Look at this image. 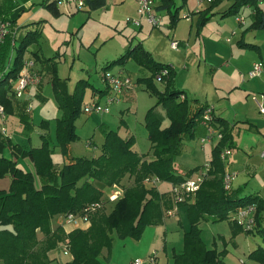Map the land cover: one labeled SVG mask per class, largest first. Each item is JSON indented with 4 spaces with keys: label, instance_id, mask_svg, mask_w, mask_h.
Segmentation results:
<instances>
[{
    "label": "trees",
    "instance_id": "1",
    "mask_svg": "<svg viewBox=\"0 0 264 264\" xmlns=\"http://www.w3.org/2000/svg\"><path fill=\"white\" fill-rule=\"evenodd\" d=\"M57 2L42 0L41 5L53 14H59ZM85 5L89 9H96L104 6L105 0H82V6L77 10ZM0 21L9 23L8 33L0 41V105L6 116L13 113L16 98L13 87L24 68V62L32 61L35 70V62L24 60V53L30 44L37 41L40 30L38 27L30 28L34 23L24 25L25 34L16 43L19 28L15 20L5 15ZM256 26L264 28V15L259 17ZM12 48L15 50L13 57L10 55ZM127 58H132L149 70L150 77L142 82L157 99L145 114L150 159L133 149V137H122L117 130H108L97 156H74L65 163L55 162L52 158L55 148L65 156L68 144L79 139L75 121L82 112L83 100L80 93L67 98L56 88L59 79L54 70L55 97L61 110L55 123L54 140L45 132L40 135L41 144L38 147H29L14 143L0 131V180L9 177L7 187H0V264H49L53 261L49 253L63 243H66L71 258L60 264H103L101 251L110 249L114 233L121 237H137L144 227L162 224L163 217L173 205L186 206L189 225L182 235V248L172 254V264H223V252L205 246L201 239L200 223L206 220L231 222L239 206L256 201L251 196L240 197L232 188L229 191L223 188L224 163L220 154L232 146L231 129L225 121L212 114L211 123L220 131L221 138L211 149L209 168L193 202L188 205L184 202L174 204L170 188L162 192L157 186L145 183V179L156 178L170 186L185 179L175 172L171 156L179 150L183 139L195 136L206 105H198L192 110L186 96L172 84L173 70L156 62L138 45L128 48L105 67L122 64ZM162 69L167 70V75L160 77L166 84L164 91L160 92L152 78H156ZM81 81L84 84V80ZM85 84L92 86L86 81ZM181 94L184 98L179 100ZM193 102L198 104L197 100ZM157 105L166 106L167 109L168 126L164 128H161L160 118L155 113ZM41 126L46 130L48 124L44 122ZM18 158H27L33 172L21 168L17 164ZM35 177L39 179L38 186ZM125 179L127 186L123 184ZM95 182L108 189L107 194L115 185L123 187V193L112 201L114 203L107 213L98 212L101 204L109 201L106 194L101 202L103 189ZM93 203L99 206L89 213V219L93 215L86 230L74 229L65 234L61 225L53 227L54 218L69 213L81 214L85 207ZM256 218L257 214L255 221ZM257 226L258 222L255 228ZM38 233L42 238H38ZM258 233L264 243V229H259ZM249 257L264 264V245H258L249 253Z\"/></svg>",
    "mask_w": 264,
    "mask_h": 264
},
{
    "label": "rangeland",
    "instance_id": "2",
    "mask_svg": "<svg viewBox=\"0 0 264 264\" xmlns=\"http://www.w3.org/2000/svg\"><path fill=\"white\" fill-rule=\"evenodd\" d=\"M11 1L13 0H0V5L9 4ZM17 1L20 2V0ZM40 1L28 0V8L31 10L29 21H40L41 36L39 44L35 43L28 47L24 60H29L27 58L30 52L36 51L38 48L40 55L45 57L58 54L55 58L57 75L66 80L69 91L73 90L79 78L87 79L95 88H104L101 73L105 70L120 72L129 76L133 81L136 77L144 76L146 71L132 60H128L122 66L104 67L106 62L119 58L127 46L137 40L145 50L151 53L154 59L174 66L176 75H178L176 86H183L182 90L189 98H198L199 103L207 106H211L209 105L211 101H214L215 104L221 99L218 103L225 107L223 109L224 116L229 122H232V104L237 99L244 98L245 95L241 91L239 83L236 82L242 76L243 79H248L245 67L250 56H257V53L243 50L236 44L240 38V32L243 31V29L241 30L243 26H238L235 18H245V13L242 11L244 8L241 9L242 12L223 19H219L218 15H215L213 20L207 22L201 31L196 32L195 21L190 20L193 17L190 15L192 11L196 10L197 0L185 1L178 10L179 19L174 29L169 27V17L165 11H155L154 8L153 14L160 18L159 25L154 26L148 23L145 15H139L136 12L135 0H118L116 4L113 0H107L105 7L89 10V13L77 10V0H62L61 4H58L59 15H54L41 6ZM182 1L174 0L175 6H180ZM231 1L221 0L218 9L228 8ZM259 4L264 7V0H260ZM81 9L83 10L84 7ZM127 19H139L141 25H135L131 22L132 20L128 21ZM245 22L248 21L245 19ZM220 32L222 35L219 36ZM244 40H257L264 45V30L251 31L245 35ZM172 41L178 43L177 49L171 48ZM215 46L227 51L232 50V62L215 58ZM14 53L15 50L12 48L10 55L13 57ZM40 81L37 86L41 84ZM158 87L161 85L158 84ZM90 92L91 87L87 86L82 104L93 100L90 97ZM41 94L45 97L43 100L34 97L27 104L29 122L31 120L32 127H24L15 131L14 140L17 141L19 140L17 136L20 138L22 136L29 147L40 145L39 129L36 127L38 123L41 120H51L59 116L60 112L49 85L45 84ZM251 96L249 95L250 101H252ZM119 97L118 102L108 106L106 113L93 114V116L81 113L77 118L75 127L79 139L73 142V147L76 149L74 152L77 156L88 158L97 156L105 130H117L124 136L129 134L134 137L136 150L141 153H146L149 150V141L144 126L145 114L148 108L156 103V98L148 95L139 86L122 89ZM104 101L103 98L100 99L102 105L105 104ZM166 110L164 106H158L155 109L156 115L160 118L161 128L168 126ZM215 111L218 112V109L215 108ZM101 118H105L106 128L100 127ZM6 123L4 127H6ZM50 126V133L54 135L53 120H51ZM199 132L197 130L193 138L183 139L179 150L172 154L171 163L176 171L184 172V168H193L197 165L202 167L207 163L210 146L200 142ZM58 151L57 148L53 151L55 158ZM59 156L61 157V155ZM24 159L28 161L27 158ZM24 159L18 158L17 164L24 170H28L27 164L25 165L23 162ZM230 172L236 178V181H232L233 187L244 186L245 191L251 192L261 185L257 176L251 172L246 173L244 164L238 167V171L231 170ZM1 182H9V177L0 180V186H2ZM95 183L103 189L102 185ZM35 184L39 185L37 177H35ZM123 184L127 186L128 181L125 179ZM117 187L123 191L122 186L117 185ZM159 188L167 189L169 186L166 183H160ZM107 192H109L108 189H103L104 196L101 202L105 199ZM113 203L101 204L102 208L100 207L98 212H109ZM63 216H60L59 220L65 234L74 229L86 230L91 222L90 217L89 225L81 226L83 228L76 227V225H65ZM177 217L182 223H178ZM58 222V218H54L53 227L59 224ZM186 223L187 219L183 211L175 209L162 224L144 227L137 237H121L114 233L110 249H103L100 259L103 264H131L135 259L141 260L142 264H172L171 257L174 250L178 251L182 247V226H186ZM199 227L205 245L223 252L224 264H256L249 257V253L258 245H264L257 234L240 232L236 236H232L226 220L202 221ZM38 238H42L40 233H38ZM153 251L156 252L157 259L150 262L148 259ZM49 256L53 260L49 264H60L70 259L69 256L63 254L59 247L51 251Z\"/></svg>",
    "mask_w": 264,
    "mask_h": 264
},
{
    "label": "crops",
    "instance_id": "3",
    "mask_svg": "<svg viewBox=\"0 0 264 264\" xmlns=\"http://www.w3.org/2000/svg\"><path fill=\"white\" fill-rule=\"evenodd\" d=\"M41 1H40V5H41ZM185 1L186 0H183L182 4L180 6H175L174 0H153L154 10L155 11H165V13L169 17V20H168L169 27L174 29L175 24L177 23V21L179 19V15H178L179 11L178 10L184 5ZM259 1L260 0H232L230 3V6L228 8L226 7L223 10H219L218 6H219V3H221V0H212L210 3H208V2L202 3L200 7H198V5H196V10L192 11L191 15H190V16L194 17V19H193V17H191L190 20L195 21V28L197 29L196 32H199L203 29L204 25L207 22H211L213 20L215 15H218L219 19H223V18H226L228 16H234L237 13L242 12V11L245 13V18H243L244 22L242 24L236 22L238 24V26H243L241 28V30L243 29V31L240 32V34H239L240 38L237 40L236 44L238 47H240L243 50H250V51L257 53V56H254V55L250 56V60L248 61V64L245 67V70L247 71V72L245 71L246 73H248V71L250 70V68L254 62L260 61V62L264 63V45H262L257 40H254V41L244 40L245 35L247 33L251 32V31L257 32V31L264 30V28H259L256 26V22L258 21L259 17L264 15V7H262L259 4ZM20 2H22V3H20ZM20 2L17 0H13V1L9 2V4L0 5V18H2L5 15H8L15 20V25L19 28L16 32V38H17L16 43H18L19 39L25 34V30H23L22 27L24 25L34 23V25H31L30 28L38 27V29L40 30V35L38 36L37 41L35 42V43L39 44V39L41 36V27L39 26L40 21H34V20L29 21L31 19V10L28 8V0H20ZM106 2H107V0H105V5L102 7L106 6V4H107ZM113 2L116 4L118 2V0H113ZM41 6H43V5H41ZM43 7H45V6H43ZM83 7H84V9L83 10L81 9V11H84L86 13L87 12L89 13V10H94V9H89L88 6H86V5ZM102 7H99V8H102ZM242 8H244V10L241 11ZM187 9H188L187 11H189V8H187ZM58 10H59V8H58ZM59 14H60V11H59ZM59 14H54V15H59ZM185 17H187V16H185ZM204 18H206V19L203 20ZM245 19L248 22H245ZM191 26H190V29H191ZM189 33H190V30L188 31V34ZM220 35H222V32L219 33V36ZM35 43H32V44H35ZM32 44H30V45H32ZM134 45H138L143 50H145L141 46V43L138 42L137 40H136V42L129 44L127 46L126 50L128 48L134 46ZM28 47H27L25 53L28 51ZM38 49L36 51H31L29 54V57L27 59H31L35 62L34 67H35L36 72L37 71L39 72L38 74L40 76V80H41L40 83L41 84L39 86H36V85L35 86H32V85L28 86L20 97H16L14 99L15 101L13 103V113L6 115L5 123H6V121H7V123H6L5 131L2 130L3 126L0 124V131H2L5 135L9 136L10 139L14 143H19V144H22L24 146H27L28 144H26V141L23 140L22 136H21V138L19 136H17V138L19 140H17V141L14 140L15 135H16L15 131L18 129H22L24 127L25 128H29V127L31 128L32 127L31 120L29 122V111L27 110V104L34 97H37L41 100H43V98H45L41 94L42 90L44 89L45 84L50 86L51 90L53 91L54 97H55V89H54L55 85L53 84L54 83L53 82L54 81V70H55V75L59 79V81H56V88L60 89L63 92L64 96H66V97L69 95H73L74 93H76V94L80 93L82 100H83L85 88H87V86H89V85L85 84V81L88 82L87 79L85 80L84 78H79L76 81V84H75L73 90L69 91L66 80L63 78H60L57 75V70H56V63L57 62H56L55 58L58 54L45 57V56L40 55ZM126 50L124 51V53L126 52ZM145 51H147V50H145ZM147 52L153 58L151 53L149 51H147ZM232 52H233L232 50L227 51L225 49H221V47H218V46L214 47L215 58L224 59L226 62L227 61L232 62V59H233V53ZM25 53H24V58H25ZM113 60H115V59H112V60L106 62L104 67L106 66V64H108L109 62H111ZM128 60L134 61L141 69L146 71V74L144 76L136 77L135 81H133L129 76L124 75L120 72H112V73H119L122 76H127L131 79L132 86H128L125 88H134L135 86H137V87L139 86L141 90H144L148 95L153 96L152 94L149 93L148 90L145 89L146 86L142 82L143 79L148 80L147 78L150 77L149 70H147L146 68L139 65L132 58H127L124 63H126ZM154 60L160 64H163L165 66H169L170 69L173 70V78H172L173 83L172 84L176 90L182 92L186 96V98L189 101V104L191 105L192 110H195L198 105H203V104L199 103L198 98H195V99L189 98L187 96L186 92H184L182 90L183 86H181V87L176 86V79H177L178 75H176V69L174 68V66L170 65L169 63H162L156 59H154ZM124 63L114 64V65L122 66V65H124ZM242 77H239V80L236 83H239L240 87L242 89H244V90L241 89V91L244 92L245 95H244V98L237 99L232 104V106H233V110H232L233 120H232V122H229L228 119L225 118V116H224L223 109H225V107L222 106L220 103H218L219 101H221V99L218 100V102H215V104L213 103L214 101L213 102L211 101V104H209V105H211L213 107L212 109H213L214 116L225 121L226 124L228 125V127L231 129L232 146L229 148H226V149H230V154L223 160L224 171H231V170H234V171L237 170L238 171V167L241 164H244L246 173L251 172L253 175L257 176L260 179L261 185L255 189L251 190V192L245 191L244 186L243 187L242 186H240V187H233L232 186V189L234 191H236V193L240 197L251 196L252 198H254L256 200L255 201L256 204L254 202L253 203L256 206L255 207V217L257 214V218H256L257 221L256 222H258V226L256 228H254L255 230L253 229L251 233H255L258 235L259 234L258 230L264 229V114L259 113L255 103L253 101H250L249 95L251 96L255 93L264 92V76L258 77V78H248L247 80L243 79ZM81 80H84V84L81 83L82 82ZM152 81H153V84L157 90H159L160 92L164 91L165 85H166L164 80L152 78ZM102 82H103V80H102ZM158 84H160L161 87H158ZM78 85H80V88L76 89ZM14 86H15V84H14ZM90 87H91L90 97L93 100H91V102L82 104V107H84L85 105L90 104V103H99L100 105H102L100 102V99L103 98L106 101V98H107L105 83H104V88H95L94 86L93 87L90 86ZM127 90H129V89H127ZM153 97H155V96H153ZM179 100H182L181 95L179 97ZM193 100H197L198 104H195L193 102ZM55 101L57 104L56 97H55ZM213 104H214L215 108L218 109V112L215 111ZM158 106H160V105H157L155 109H157ZM151 107L152 106H150L149 108H151ZM164 107H166V106H164ZM57 108H58V111H60L59 112V116H60L61 110L58 107V104H57ZM220 110H221V112H219ZM81 113H84V112L82 111ZM84 114L86 116H89V115L93 116V114H97V113H90V114L84 113ZM59 116L51 119L54 121V128H55L56 119ZM51 120H48V119L41 120L38 123V125L36 126L39 129L38 130V137H39L38 139H40V144H41L40 135L42 133H45V132H47V135H49L50 139L54 140V135H52L50 133L51 132V126H50ZM101 121L102 122H101L100 127L106 128L105 118H101ZM44 122H47V124H48V127L46 128V130L42 129L43 127L41 126L42 123H44ZM0 123H1V121H0ZM75 129H76V127H75ZM197 130L200 131L199 136L201 135V137H203L206 133V128H205V126L201 120H200V123H199L196 131H195V135H196ZM105 131L107 132L108 130H105ZM53 134H54V130H53ZM120 135L122 137H130L131 136L129 134H127V136L126 135L124 136L122 134H120ZM131 137H133V136H131ZM219 140L220 139L215 138V139H213L212 143H207L210 146V155H209V158L207 160V163L211 158V149H212L213 145L216 144ZM135 145H136V143L134 142L133 149L138 154L145 155L147 159H150V157H151V155H150V143H149V150L146 153H141L138 150H136ZM31 147H38V146H31ZM57 150H59V149H57ZM75 150L76 149L73 147V142H71L67 146L68 152L65 156H62L60 154V151H58V155L56 156V158L54 157L53 154H52V158L57 163H65L68 161V159L70 157H74V156L76 157L77 156L76 152H74ZM7 153H9L8 150H7ZM59 155H61V157ZM23 162L25 165L27 164L26 167L28 168V171L33 172V167L31 165L30 161L29 160L26 161L24 159ZM199 169H200V166L197 165L193 168H184V172H178L175 169L174 170L176 173H178L179 175H181L185 178H192V177H195L199 173ZM234 181H236V178L234 179ZM7 183L8 182H4V183L1 182L2 186H0V187H7ZM160 183H166V182L158 181L155 184V186H157L160 191H162V192L167 191L170 188V184L166 183L169 186V188L160 189L159 188ZM193 200H189L188 202L186 201L184 203L188 205V204L192 203ZM257 205H260L258 210H257ZM175 209H176V211H179L181 209L186 216V206H179L178 207L176 205H173V207L171 208V211L173 212V210H175ZM167 216L168 215H165L163 217V222ZM57 218L59 221L58 225H61L60 220H59L60 216ZM186 219H187V216H186ZM177 221H178V223H182L180 218H178V217H177ZM206 221H211V220H206ZM228 224H229L232 236H236L240 232H245V231H243L242 227L240 225H238L236 223L235 219L232 217H231V222H228ZM188 225L189 224H188V220H187L186 226H184V225L182 226L183 233L185 230H187ZM183 233H182V235H183ZM58 247L62 251V244H59ZM211 248H213V247H211ZM49 258H50V256H49ZM156 259L157 258H155V261H156ZM256 264H260V263L256 262Z\"/></svg>",
    "mask_w": 264,
    "mask_h": 264
},
{
    "label": "built area",
    "instance_id": "4",
    "mask_svg": "<svg viewBox=\"0 0 264 264\" xmlns=\"http://www.w3.org/2000/svg\"><path fill=\"white\" fill-rule=\"evenodd\" d=\"M77 8L82 6V0H77ZM212 0H197L198 7L201 6L202 3L208 2L210 3ZM62 0H58L57 4H61ZM154 3L153 0H136V12L139 15H145L148 23H151L154 26L159 25L160 18L153 14ZM128 21L132 19H127ZM235 21L237 23L242 24L243 18L236 17ZM133 24L140 26V20H132ZM9 23L0 21V41L3 40L4 36L8 33ZM178 43L175 41L171 42V48L177 49ZM32 61H25L24 68L21 71L17 79V83L14 87V95L15 97H20L26 88L30 85L37 86L39 83L40 76L39 74L33 70ZM167 75V70L162 69L160 73L157 75L156 79H160L161 76ZM248 78H258L264 76V63L257 61L254 62L247 73ZM101 79L105 83L107 87V98L104 105H100L99 103H90L85 105L82 108L84 113H106L108 111V106L114 102H118L120 100L119 94L122 89L128 86H132V81L127 76H122L119 73H112L108 70H105L101 73ZM184 96L181 95V99ZM252 101L255 103L259 113L264 114V92L255 93L251 96ZM213 109L211 106H205L202 114L201 121L206 128V133L203 137L200 138V142L202 144L212 143L213 139L221 138V133L218 129H216L211 121H212ZM5 114L3 111V107L0 105V121L3 125L2 130L5 131ZM230 154V149H224L220 158L224 160L227 155ZM209 168V163H206L204 166L200 167L199 173L192 178H185L181 183L173 184L170 186V193L172 196V200L174 204L183 203L185 201L193 200L196 191L198 190L200 183L205 176L207 170ZM235 175L230 171H224L222 176V185L224 190L229 191L232 188V181L234 180ZM158 182L156 178L145 179V183L155 185ZM123 191L117 187L116 185L112 187V190L109 194H107V199L109 202L116 200ZM99 206L98 203H93L84 208L81 214L69 213L64 215L63 221L65 225H76V227L83 228L81 226L89 225V213L95 210ZM255 204L249 203L243 206H239L233 214V218L236 223L240 225L243 231H252L256 226L255 221ZM171 210L167 212V215H171ZM62 252L64 255H67L71 258V254L67 248L66 243L62 244ZM156 258V252L153 251L149 256L148 261L154 262ZM240 263H242L240 261ZM131 264H142L141 260L135 259Z\"/></svg>",
    "mask_w": 264,
    "mask_h": 264
},
{
    "label": "bare ground",
    "instance_id": "5",
    "mask_svg": "<svg viewBox=\"0 0 264 264\" xmlns=\"http://www.w3.org/2000/svg\"><path fill=\"white\" fill-rule=\"evenodd\" d=\"M14 93V92H13ZM6 117V116H5Z\"/></svg>",
    "mask_w": 264,
    "mask_h": 264
}]
</instances>
